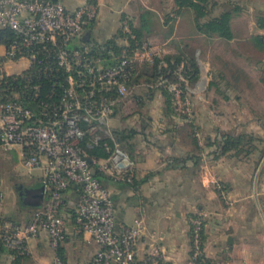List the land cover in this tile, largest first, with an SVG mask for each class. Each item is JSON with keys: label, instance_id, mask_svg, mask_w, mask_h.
Returning <instances> with one entry per match:
<instances>
[{"label": "built area", "instance_id": "2783aa9c", "mask_svg": "<svg viewBox=\"0 0 264 264\" xmlns=\"http://www.w3.org/2000/svg\"><path fill=\"white\" fill-rule=\"evenodd\" d=\"M100 2H88L71 11L53 0H0V30L13 34L5 38L7 44H2L4 38L0 37V80L32 71H38L43 79H52L46 92L43 81L22 90L13 87L0 91V146L20 149L28 172L41 173L47 197L44 208L27 226L0 217V243L19 255H28L30 240L46 233L54 252L52 264H68L59 250L69 235L65 194L74 188L77 204L71 218L75 232L86 235L100 248L90 264H169L156 241L141 248L147 234L145 216L131 226L117 222L111 191L96 177L100 173L115 182H133L136 164L111 123L117 109L133 96L143 64L154 65L156 58H161L151 52L150 46L141 47L132 21L125 18L123 36L127 45L115 64L102 66L105 58L87 37L99 17ZM109 54L114 56L113 51ZM139 57L143 64L138 62ZM23 60L28 63L24 72H6L7 63ZM168 67L165 61L160 64V69ZM169 74L177 81L161 76L151 87L165 88L178 115L191 121L186 64L177 65ZM196 84L198 92L203 93L201 82ZM98 148L107 157L90 156L89 152ZM205 217L200 213L192 221L188 264H207ZM141 251L144 257L139 259Z\"/></svg>", "mask_w": 264, "mask_h": 264}, {"label": "crops", "instance_id": "0c3cea01", "mask_svg": "<svg viewBox=\"0 0 264 264\" xmlns=\"http://www.w3.org/2000/svg\"><path fill=\"white\" fill-rule=\"evenodd\" d=\"M53 1L61 2L74 11L95 0ZM236 7L240 12L232 21L235 37L228 42L240 39L254 42L258 36H264V29L259 24L264 19V0H215L214 11L219 16ZM175 8L176 0H101L99 17L88 31L90 42L98 50L111 41L118 47H125L122 34L125 18L134 20L139 17L143 24H151V17L163 20V13L158 10ZM183 20L184 15L173 20L176 32ZM191 22L193 24V18ZM248 25H255L256 31L245 28ZM244 31L247 35L240 38L238 33ZM191 38L207 40L214 37L196 31L189 35L188 40ZM2 44H5V38ZM15 68L20 71L14 72ZM27 68L28 63L24 60L9 62L5 66L9 75L20 74ZM216 82L217 86L208 90L215 94L214 98L202 104L205 112L203 107L200 108L198 113H193L191 121L181 118L175 107L173 113L166 114L164 96L156 114L151 108L140 107L141 112L137 115L143 123L140 128L133 127L138 134L131 153L136 164L137 184L109 186L115 202L116 219L119 224L131 226L137 218L145 216L147 234L141 248L156 241L164 249L167 263L188 264L192 221L204 213V252L212 264H264V198L263 208L259 209L255 194V181L264 173V157L258 160L259 153L253 145H247L246 153L240 154L238 149H233L225 154L223 143L224 136L250 135L255 119L247 117L245 124L241 122L239 126L243 121L239 103H244L245 99L238 95L240 84L233 83L227 76L224 79L222 74ZM232 93L237 96H231ZM152 100L154 98L148 105ZM121 107L123 104L117 111ZM143 109L146 112L143 113ZM193 124L197 126V134L188 131ZM168 160L173 164L180 162L177 167H171ZM16 180L19 183L15 186L13 180L5 179L4 182L0 179V217L27 226L34 214L47 203L45 194L41 200L32 203L29 200L31 192H41L42 175L33 176L29 181ZM76 204V190L70 189L65 194L64 215L69 218V235L62 247L63 259L68 264H90L100 248L86 235L75 232L71 214ZM81 240L84 245L91 246L90 249L81 251ZM29 248L28 255L17 259L0 243V264H52L54 252L46 233L30 240ZM143 257L141 251L139 259Z\"/></svg>", "mask_w": 264, "mask_h": 264}, {"label": "rangeland", "instance_id": "374dc122", "mask_svg": "<svg viewBox=\"0 0 264 264\" xmlns=\"http://www.w3.org/2000/svg\"><path fill=\"white\" fill-rule=\"evenodd\" d=\"M213 4H215V0H213ZM214 10L212 15L216 16L217 13ZM158 11L163 13V20L159 17H151L149 18L152 21L151 24H143L141 19L137 17L131 20L133 21L132 30L135 28V30L141 31L142 38L138 40L140 43L142 42L141 47L150 46V48H152L151 52H157L162 58L166 56L178 57L184 54L186 57H192L196 60L201 71L199 82H201L202 87H204V92L199 93L196 89L197 84H191L190 82L189 94L192 101V113H198L200 108L203 107L202 104L210 102V99L214 98L215 94H210L208 90L211 84L216 82L222 74L224 75V79L227 76L233 83L238 82L240 84V93L238 95H240L241 98H245L244 103H239L240 106L238 110L243 115L240 117L243 121L239 122V126L241 122L245 124L247 117L254 118L255 122H252L254 124H252L253 128L250 129L249 134L253 135L255 133L254 135L257 137L264 136V50L255 44V42L244 39L236 40L235 42L221 41L217 40L215 37L207 40L204 38H191L192 41L188 40L189 35L192 32H196L191 22V14L187 13V15L184 16V20L178 25L176 32V26L173 22L176 18L175 10L166 9V11ZM254 26L248 25L245 28L253 32L256 31ZM238 34L241 38L243 36L245 37L247 32H239ZM124 44L127 45L126 41H124ZM140 51L142 53L144 52L143 49H140ZM138 59H141V61L138 62L143 64L142 57ZM112 64V59H105L104 62H102V66H110ZM19 71L18 68L14 70V72ZM135 83L136 87L134 88L133 96L129 98L128 104H123V107L117 111L112 120L111 126L114 130H124L126 127H142L143 122L139 121V115H137L139 111L141 112V108L135 103L138 97L146 96V93H149L152 89L155 91V96L154 100L149 103L151 107L148 105L149 100H146L147 103H144L147 108H151L153 114L159 112L161 101L164 100L161 91L158 90V88L154 89L151 87L155 84H146L144 80L135 81ZM231 96H237V94L232 93ZM144 109L142 111L143 113L145 111ZM203 110L205 112L206 108L203 107ZM196 127L197 126L193 124L188 131L197 134ZM240 130L241 128H239V131ZM126 151L132 155L128 150ZM40 175L41 173L38 171H34L31 174L28 172L20 157V149L6 150L4 147L0 146V179L4 182L5 179L9 181L13 180L16 186V184L19 183L16 178L29 181L33 176ZM259 178L255 181V194L258 207L262 209L264 198V173ZM72 240L74 241V237H71V241ZM80 244V250H84V252L86 251L85 249H90L91 247L84 245L82 240ZM49 250L51 249L49 248Z\"/></svg>", "mask_w": 264, "mask_h": 264}, {"label": "trees", "instance_id": "16d2710c", "mask_svg": "<svg viewBox=\"0 0 264 264\" xmlns=\"http://www.w3.org/2000/svg\"><path fill=\"white\" fill-rule=\"evenodd\" d=\"M215 8V4H213V0H176V8L175 15L176 17L191 14L193 18V26L199 34L208 36V37H217L223 40L232 41L234 39V32L232 28V21L234 16L240 12V9L236 7L233 10H226L219 16L212 15V12ZM261 27L264 29V19L260 20ZM132 25V23H131ZM135 35L138 40H141L142 33L139 30H135L133 28ZM0 36L2 38H12L13 34L10 30H0ZM255 44H257L262 50H264V36H258L255 39ZM7 44V42H5ZM142 43V42H141ZM96 48V47H95ZM99 50L102 54L103 58L106 60H113V64L116 63L117 59L122 55L124 51V47H118L114 44V41L108 42L103 48L100 47ZM97 49V48H96ZM102 50V51H101ZM113 51L114 56L110 55L109 52ZM162 61H165L168 64L167 69H160V64ZM186 64L187 69V77L191 84H196L201 77V72L199 70V66L196 60L192 57H186V55L182 54L181 56H166V57H157L156 63L154 65L143 64L140 74L136 82L140 80H144L146 84H156L161 76L169 77L173 81H177L176 77L169 74L170 70H175L176 66L181 63ZM38 71L27 72L24 76L14 78L10 76H5L2 80H0V91L12 89L13 87H17L19 90H22L24 86L32 83L33 85H37L43 81L46 83L44 92L48 91L51 88V78L41 77ZM30 78V81L28 80ZM217 82H213L211 87H216ZM161 91L162 95L166 98V114H171L174 112V103L171 94L165 88H158ZM155 96V91L152 89L149 93H146V96L138 97V100L135 104L140 107H144L146 100L153 99ZM145 99V100H144ZM138 131L135 128L132 129H124V130H115V135L119 142L123 145L125 150H128L130 153L134 152L135 143L134 139L137 136ZM224 153L227 154L229 151L233 149H238L240 154L248 152L246 149L247 145L255 146L254 148L259 153V161L264 157V138L257 137L256 135H240V136H224ZM90 156L97 157H107V154L104 150L98 148L90 151ZM238 153V154H239ZM251 153V152H250ZM257 153V154H258ZM178 161V160H177ZM258 161V163H259ZM180 162V161H179ZM179 162L173 164L171 162V167H177ZM96 177L101 181V183L109 188L111 185H119L121 183H126L127 185L135 186L136 178H134L132 183L127 182H115L112 179L106 177L103 174L96 173ZM74 189V188H70ZM69 189V190H70ZM192 234V233H191ZM203 243H204V234H203ZM12 254L17 258L21 259L26 255H19L17 252L11 251ZM59 254L62 258L63 256V248L59 250ZM207 264H212L210 260L205 259Z\"/></svg>", "mask_w": 264, "mask_h": 264}, {"label": "water", "instance_id": "95a60500", "mask_svg": "<svg viewBox=\"0 0 264 264\" xmlns=\"http://www.w3.org/2000/svg\"><path fill=\"white\" fill-rule=\"evenodd\" d=\"M87 37H89V33L87 34ZM44 194H45L44 187L42 188L40 193L35 194V192H31L30 193V199H29L30 203H32V202H34L35 200H38V199H40V200L43 199Z\"/></svg>", "mask_w": 264, "mask_h": 264}, {"label": "bare ground", "instance_id": "6f19581e", "mask_svg": "<svg viewBox=\"0 0 264 264\" xmlns=\"http://www.w3.org/2000/svg\"><path fill=\"white\" fill-rule=\"evenodd\" d=\"M204 86V85H203Z\"/></svg>", "mask_w": 264, "mask_h": 264}]
</instances>
